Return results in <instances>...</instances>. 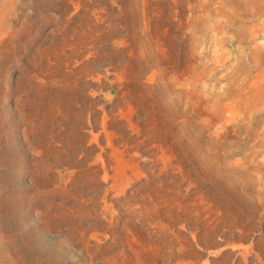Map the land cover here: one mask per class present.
Listing matches in <instances>:
<instances>
[{"label":"rangeland","instance_id":"1","mask_svg":"<svg viewBox=\"0 0 264 264\" xmlns=\"http://www.w3.org/2000/svg\"><path fill=\"white\" fill-rule=\"evenodd\" d=\"M0 264H264V0H0Z\"/></svg>","mask_w":264,"mask_h":264},{"label":"water","instance_id":"2","mask_svg":"<svg viewBox=\"0 0 264 264\" xmlns=\"http://www.w3.org/2000/svg\"><path fill=\"white\" fill-rule=\"evenodd\" d=\"M113 94H114L113 88H109L104 92V95H106L107 97H111Z\"/></svg>","mask_w":264,"mask_h":264}]
</instances>
